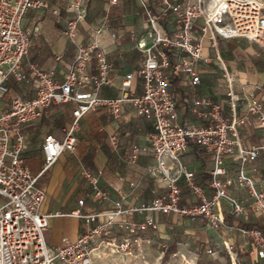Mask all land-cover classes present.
<instances>
[{"label": "built area", "instance_id": "1", "mask_svg": "<svg viewBox=\"0 0 264 264\" xmlns=\"http://www.w3.org/2000/svg\"><path fill=\"white\" fill-rule=\"evenodd\" d=\"M162 1L161 13L171 10L176 25L172 29L162 26L160 15L142 0L144 32L132 40L133 47L143 55L136 69L115 83L110 76L113 64L97 39L103 27L96 28L92 42L83 44L77 28L86 16L84 2L70 0L69 8L75 16L67 23L66 36L75 43L76 54L63 80L58 82L52 71L31 64L35 93L14 96L9 108L0 112V264H102L98 261L102 248L128 254L140 249V232L157 226V213L177 218L202 216L221 233L232 264H239L241 257L230 237L232 225L227 223L221 202H229L230 214L239 221L247 220L251 209L264 219V180H258L247 167L264 153V141L248 143L241 133L242 126L253 119L264 130V96L256 98L258 84L247 87L246 82L237 81L219 41L240 37L264 46V0H214L213 6L207 0ZM43 5L42 0H0V93L9 90L10 77L17 82L26 78L24 61L36 28H25L23 18L31 8ZM94 56L98 72L88 69ZM216 69H220L224 82L221 96L213 98L208 91L192 94L191 89L205 86V80L213 77ZM135 76L139 78V90L133 91ZM106 85L116 87L117 93L104 94ZM178 90H182L191 114L185 121L179 119ZM67 102H73L74 119L63 128V137L53 132L44 135V164L33 173L26 162L31 145L27 128L44 115L50 104ZM102 108L114 118L123 117L130 108L138 116L153 119V128L145 138L128 143V159L136 162L141 154L151 151L155 162L149 171L165 180L164 190L159 191L155 179L156 188L147 201L126 203L122 195L112 206L83 210L88 201L106 196L94 171L84 166L82 173L93 189L78 199V207L71 212L43 211L46 192L39 178L63 151H75L80 119ZM110 141L117 147L116 134L110 136ZM190 148L211 156L213 167L208 170L205 184L182 160ZM184 187L192 190L190 203L182 201ZM231 187L246 190L250 202L231 195ZM65 214L82 218L86 229L75 240L53 247L45 231L53 217ZM134 214L137 218L131 219ZM116 224L124 229L121 237L115 231ZM236 227L251 237L249 254L264 261V230H247L239 222Z\"/></svg>", "mask_w": 264, "mask_h": 264}, {"label": "crops", "instance_id": "2", "mask_svg": "<svg viewBox=\"0 0 264 264\" xmlns=\"http://www.w3.org/2000/svg\"><path fill=\"white\" fill-rule=\"evenodd\" d=\"M44 5L31 8L23 18V25L27 29L36 28L31 34L30 48L24 61L26 78L17 82L13 77L8 80L9 90L6 93H0V112L9 108L11 99L19 94L26 92L29 95L35 93L36 83L31 73V64L39 68L52 71L53 78L61 82L76 54V45L66 36V27L70 19L75 14L70 10V0H42ZM90 1V3H86ZM84 7L90 9L91 17H86L78 24V38L83 44H89L96 37V28L100 27L102 21L107 22V28L103 27V33L97 35L100 40V47L107 53L108 60L113 64V71L110 74L115 83H119L122 76L136 69L138 61L142 58V53L133 47V36L144 32L143 23L145 21V7L140 6L142 0H118L112 3L110 0H83ZM146 4L154 12L160 15L159 22L162 26L172 29L176 25L171 10L161 13L164 6L162 0H146ZM105 14L103 17H101ZM100 16V17H99ZM89 20V21H88ZM112 32L116 35L113 37ZM224 40V39H221ZM220 40V41H221ZM219 41V42H220ZM220 47V45H219ZM224 59L230 67L228 55L223 52ZM88 69L98 72L97 59L94 56ZM230 69V68H229ZM232 70V69H231ZM216 74L217 69L215 70ZM215 74V73H214ZM215 74V75H216ZM213 76L205 80V86L192 88V94H204L210 92L213 98L221 96L223 89H219L218 81L211 85L208 80H214ZM220 79H222L220 77ZM136 80V90H139V78L135 76L132 85ZM223 81V80H222ZM238 81V80H237ZM240 82V81H238ZM246 82L247 87L258 84L256 98L264 96V80L256 81L249 79ZM216 88L219 91H210ZM135 90V91H136ZM104 94L117 93L116 87L104 86ZM182 90L177 91L179 119L185 121L191 118L187 106L182 98ZM73 102L64 104H50L44 115L33 125L27 128L31 138V145L26 162L33 173H38L43 167L44 160L41 151V142L47 132H53L58 137H63V128L74 119L72 113ZM257 121V122H256ZM251 124L256 125L255 133L244 139L250 142L264 141V130L258 127V120L253 119ZM153 128V119L150 117L138 116L133 109L127 108L123 117L114 118L105 109H98L85 114L79 122L77 131L78 142L74 152L63 151L59 158L46 170L39 178V184L45 189L46 198L42 204L43 211L60 210L62 212H71L78 207V199L92 191V183L82 176V170L79 168L87 166L91 168L99 184L106 191L105 198L99 201H88L83 210L106 208L112 206L117 200L121 199L126 203H141L149 200L156 188L155 179L158 181L159 191L165 188V180L153 176L149 171V166L155 162L151 151L141 154L136 162H130L128 159L130 141L143 139ZM116 134L118 145L115 147L110 136ZM79 145V146H78ZM264 153L260 155L262 157ZM260 157L247 164V167L253 172L258 180H264V162H260ZM186 166L196 173L198 179L205 184L209 178L208 170L213 167V161L209 153L197 151L190 148L185 154ZM183 160V157H182ZM189 163H194V167H189ZM262 172V175L260 173ZM134 182V185H131ZM213 189H208L212 192ZM229 193L237 198H242L250 202L249 195L244 189L229 188ZM192 200L191 188L184 187L182 192V201L190 203ZM227 201V200H225ZM222 207L226 213V219L231 211V205L227 201L226 206ZM250 213H254L250 210ZM157 226L148 227L140 232V246L143 241H149L148 234L156 233L159 242L162 244L163 256L177 254L191 245L195 250L200 246H205L214 228L207 223L202 216L180 217L157 213L154 215ZM131 219H136L137 215H132ZM244 220V219H240ZM239 219H232V229L237 226ZM154 231L150 232V230ZM86 229L84 221L73 214L55 216L51 219L49 227L45 231L46 240L49 245L57 247L67 241L75 240L81 232ZM175 229L182 231L175 232ZM232 229L230 235L232 233ZM115 231L119 237L123 236L124 229L115 225ZM219 232V231H218ZM203 235V237H200ZM189 237L191 241H185ZM234 243V237H231ZM186 242V243H185ZM251 241H239L236 250H246L250 248ZM181 244L183 246H181ZM136 246V242L133 243ZM203 248V247H201ZM99 253H105L104 250ZM197 253L196 259L199 257ZM261 260V259H259Z\"/></svg>", "mask_w": 264, "mask_h": 264}, {"label": "rangeland", "instance_id": "3", "mask_svg": "<svg viewBox=\"0 0 264 264\" xmlns=\"http://www.w3.org/2000/svg\"><path fill=\"white\" fill-rule=\"evenodd\" d=\"M210 0H207L209 2ZM90 3V1L86 2ZM103 14L101 17H103ZM91 17L90 9L86 6V16L85 18ZM100 17V16H99ZM85 20V19H84ZM89 21V20H88ZM100 27H108L107 22L102 21L99 24ZM220 50L223 53L224 51L228 55V60H230V69L234 71L236 74L237 80L242 81L246 80L249 82V79L262 81L264 80V46L261 44L245 39V38H231V39H224L219 42ZM224 56V55H223ZM215 67V65H213ZM217 67V66H216ZM220 69L217 70V72ZM214 80L210 79L207 82L211 85L215 81L220 82L219 89H223L222 85L224 82L220 79V74H216ZM136 80L132 85V90H136ZM210 91H219L216 88H211ZM253 122V120H251ZM250 123L244 124L242 126V136L250 135L255 133L256 125H252ZM257 122V121H256ZM79 146V145H78ZM185 154L183 157V162H187L184 159ZM264 162V155L260 157V162ZM249 164V163H248ZM189 167H194V163H189ZM82 169L79 168V172ZM82 176L83 173H80ZM262 175V172L260 173ZM227 201L224 200L223 205L226 206ZM254 212V211H253ZM258 218H261L260 215L257 213H253ZM150 232L154 231L155 228H152ZM182 231V229H178ZM175 229V232L178 231ZM150 237L149 241H143L141 244V248H135L132 254L125 253L123 251H115L112 252L109 248H102L105 251V255L101 258H98V261L102 264H232L230 260L229 253L223 244L222 235L220 232L213 231L210 235L208 241H205V246H200L195 250L191 245L190 248H186L177 254H171L170 256H163L162 254V244L159 242L156 233L148 234ZM200 237L202 238L203 235ZM230 237H234L235 243L233 248L236 249L239 241H251V237L244 233L243 231L239 230L236 226L233 227L232 233ZM185 241H191L189 237L184 238ZM232 240V239H231ZM186 243V242H185ZM181 246H183L181 244ZM136 247V246H135ZM203 247V248H201ZM211 249V251H209ZM197 253H199L198 259H196ZM239 256L241 257L239 264H264V261L257 260L254 256H251L249 252L239 249ZM234 264H237L236 262Z\"/></svg>", "mask_w": 264, "mask_h": 264}, {"label": "trees", "instance_id": "4", "mask_svg": "<svg viewBox=\"0 0 264 264\" xmlns=\"http://www.w3.org/2000/svg\"><path fill=\"white\" fill-rule=\"evenodd\" d=\"M232 219H233V216L227 217V223L229 225H231ZM239 225L240 227H243L247 230L254 228V227L264 230V219L262 217L258 218L253 213H250L247 220H240Z\"/></svg>", "mask_w": 264, "mask_h": 264}, {"label": "bare ground", "instance_id": "5", "mask_svg": "<svg viewBox=\"0 0 264 264\" xmlns=\"http://www.w3.org/2000/svg\"><path fill=\"white\" fill-rule=\"evenodd\" d=\"M221 1H223V0H221ZM209 4H210V6H213L214 5V0H210L209 1ZM112 252H115L114 250H112ZM99 253V252H98ZM103 255H105V253L103 254V253H100V258L103 256ZM237 263V262H236ZM148 264V263H147Z\"/></svg>", "mask_w": 264, "mask_h": 264}]
</instances>
